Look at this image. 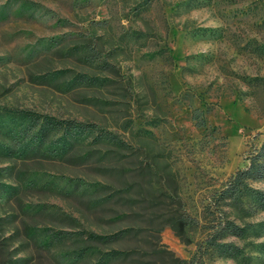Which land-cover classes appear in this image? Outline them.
Instances as JSON below:
<instances>
[{"label": "rangeland", "instance_id": "374dc122", "mask_svg": "<svg viewBox=\"0 0 264 264\" xmlns=\"http://www.w3.org/2000/svg\"><path fill=\"white\" fill-rule=\"evenodd\" d=\"M65 33L72 45L102 37L114 65L105 86L65 90L87 71L77 58L43 53ZM63 68L72 70L53 75ZM12 108L102 121L128 149L119 150L120 170L106 173L121 188L118 202L82 215L81 192L102 182L97 170L18 162L17 184L0 158V264L20 256L96 264L100 255L74 260L68 238L78 229H132L103 243V264H264V209L248 199L231 212L244 228L239 237L210 206L264 142V0H0V127ZM249 183L264 190V179ZM25 225L39 241L66 240L39 248ZM116 249L131 252L111 258Z\"/></svg>", "mask_w": 264, "mask_h": 264}, {"label": "trees", "instance_id": "16d2710c", "mask_svg": "<svg viewBox=\"0 0 264 264\" xmlns=\"http://www.w3.org/2000/svg\"><path fill=\"white\" fill-rule=\"evenodd\" d=\"M63 27L67 26L63 25ZM70 35L71 33H65L57 41L46 45L43 51L44 54H57L66 63L70 59L77 58L76 60L82 62L83 68L87 70L80 78L69 81L65 90L71 91L77 86L85 89L105 86L107 76L110 72H114V65L108 59L110 53L103 55L105 48H103L102 37L88 38L85 35L81 37L80 42L72 45L66 38V36L71 37ZM63 65H69V63ZM95 69L108 75L99 79L90 72ZM70 70L72 69H58L53 75L58 77L63 75L61 73L70 72ZM51 76L52 73L47 71L45 79H49ZM9 114L11 118L9 124L0 127V158L11 164L7 167V177L11 183H23L24 173L23 175L21 172L17 173L15 169L18 162L26 164L29 161H36L43 165L47 162L65 163L73 168H93L98 171V177L100 176L99 178L102 180V182H96L97 186L93 189L88 186L81 192L82 195L87 196V201L81 207L83 210L80 209L82 210L81 215L84 211L104 208L107 204L118 202V195L122 193L121 188L118 185H111L112 180L109 179V182L106 178V173L114 174L120 170V159L117 158L119 150L128 149L126 147L128 144L119 137L117 130L108 129L107 124L92 118L82 117L79 119L72 115L38 111L31 108H12L9 110ZM109 155L113 156V159H107L111 158ZM110 177L112 178V175ZM263 179L264 142L250 165L232 174L223 188L214 194L213 200H211L210 206L215 209L213 212L221 213L226 227L231 228V235L241 237L244 231L241 225L236 224V216L233 219L230 218L231 212L239 214L238 211L245 210V203L248 202V199L252 200L255 206L264 209V190L255 188L249 183L250 180ZM227 206L231 211L225 210ZM7 219L9 220V217L3 218V220ZM23 230L25 236L39 248L50 249L52 245L62 244L66 240L63 233H56L39 241L35 227L25 225ZM131 230L121 229L112 235H106L78 229V232L72 233L68 238H71L75 244L72 252L74 260L86 261L93 255H100L96 264H103L104 258L101 257L103 243L117 240ZM14 232L8 236V239L15 235ZM223 246L227 254L234 255L237 250L236 246ZM18 250L20 247L15 252ZM129 252L131 251L116 249L109 254L111 258L117 259L128 255ZM11 261L15 264H26L27 257L20 256Z\"/></svg>", "mask_w": 264, "mask_h": 264}]
</instances>
